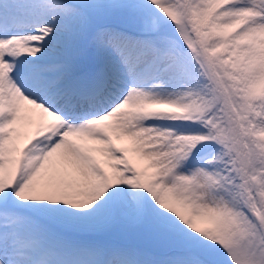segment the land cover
I'll list each match as a JSON object with an SVG mask.
<instances>
[{
	"label": "snow or ice",
	"instance_id": "1",
	"mask_svg": "<svg viewBox=\"0 0 264 264\" xmlns=\"http://www.w3.org/2000/svg\"><path fill=\"white\" fill-rule=\"evenodd\" d=\"M0 264H264V0H0Z\"/></svg>",
	"mask_w": 264,
	"mask_h": 264
}]
</instances>
